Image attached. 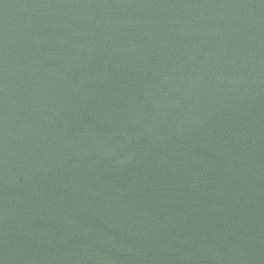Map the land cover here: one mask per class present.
Returning <instances> with one entry per match:
<instances>
[{"label": "water", "instance_id": "water-1", "mask_svg": "<svg viewBox=\"0 0 264 264\" xmlns=\"http://www.w3.org/2000/svg\"><path fill=\"white\" fill-rule=\"evenodd\" d=\"M0 264H264V0H0Z\"/></svg>", "mask_w": 264, "mask_h": 264}]
</instances>
